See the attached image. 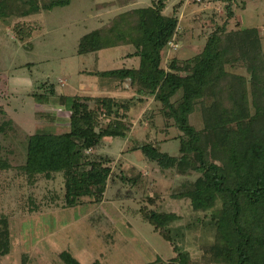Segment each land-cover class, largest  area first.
Here are the masks:
<instances>
[{"label":"trees","instance_id":"1","mask_svg":"<svg viewBox=\"0 0 264 264\" xmlns=\"http://www.w3.org/2000/svg\"><path fill=\"white\" fill-rule=\"evenodd\" d=\"M71 1L0 0V19L29 16ZM136 1L110 0L97 6L123 8ZM168 1L119 13L79 44V54L126 49L122 67L86 72L108 87L123 88L129 80L138 97L62 94L58 100L70 112V130L59 134H28L0 108V170L20 169L30 183L39 175L52 178L61 173L67 207L83 204L84 197L100 203L113 170L108 158L88 152L106 138H128L133 124L129 112L145 102L144 97H153L162 105V116L173 119L182 132L179 154L170 155L158 143L138 148L164 170L199 176L193 188L171 195L175 203L191 207L196 216L191 222L180 223L182 215L157 204L158 197L148 199L153 208H141L143 218L177 252L168 263L158 259L152 264H248L256 250L264 248V37L257 27H226L235 16L229 0L227 23H215L203 49L187 59L174 56L165 66L164 50L180 23L176 12H164ZM12 32L20 42L33 37L26 24H16ZM197 109L203 119L200 129L191 123ZM200 226L213 229L215 240L200 246L193 260L177 239L182 244L180 238ZM10 250L9 219L2 215L0 264ZM61 256L67 264H81L69 251Z\"/></svg>","mask_w":264,"mask_h":264},{"label":"rangeland","instance_id":"2","mask_svg":"<svg viewBox=\"0 0 264 264\" xmlns=\"http://www.w3.org/2000/svg\"><path fill=\"white\" fill-rule=\"evenodd\" d=\"M107 1L72 0L69 5L41 9L29 16L0 19V108L26 133L70 130V112L58 100L62 94L138 97L129 80L123 88L108 87L98 76L86 72L122 67L126 49L86 54H79L78 49L83 36L105 26L119 13L153 5L157 0L99 9L97 5ZM228 3L169 0L164 12H176L180 23L164 50V65L168 66L174 56L187 59L198 54L215 23H227ZM231 4L235 16L226 27H257L264 37V0H232ZM18 23L33 29L31 39L20 42L15 38L12 28ZM144 98L145 102H138L129 112L133 124L128 138H106L88 152L95 158H108L113 170L102 202L84 197L83 204L67 207L61 173L52 178L39 175L30 183L20 169L0 170V217H8L11 232V250L1 258L2 264H67L61 256L65 251L81 264H152L158 259L168 263L176 257L172 244L143 218L141 208H153L148 199L158 197L157 204L182 215L180 223L191 222L196 217L191 207L184 201L175 203L171 195L193 188L199 174L164 170L138 148L158 143L163 151L178 155L182 135L173 119L162 116L161 103L153 97ZM107 122L103 120L104 125ZM191 123L198 129L203 127L200 109L191 115ZM214 234L213 229L200 226L187 231L186 238H180L182 244L178 239L177 243L194 260L200 246L215 240ZM248 264H264L263 247Z\"/></svg>","mask_w":264,"mask_h":264},{"label":"crops","instance_id":"3","mask_svg":"<svg viewBox=\"0 0 264 264\" xmlns=\"http://www.w3.org/2000/svg\"><path fill=\"white\" fill-rule=\"evenodd\" d=\"M118 8H121V7H118ZM124 8V7H123Z\"/></svg>","mask_w":264,"mask_h":264}]
</instances>
